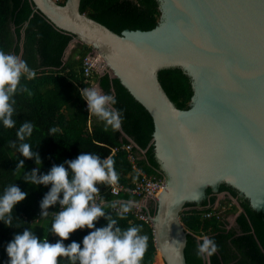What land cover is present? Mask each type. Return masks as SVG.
<instances>
[{
  "label": "water",
  "instance_id": "95a60500",
  "mask_svg": "<svg viewBox=\"0 0 264 264\" xmlns=\"http://www.w3.org/2000/svg\"><path fill=\"white\" fill-rule=\"evenodd\" d=\"M30 2L151 115L165 179L151 225L164 264H188L181 211L208 189L227 185L264 209V0Z\"/></svg>",
  "mask_w": 264,
  "mask_h": 264
},
{
  "label": "trees",
  "instance_id": "16d2710c",
  "mask_svg": "<svg viewBox=\"0 0 264 264\" xmlns=\"http://www.w3.org/2000/svg\"><path fill=\"white\" fill-rule=\"evenodd\" d=\"M72 37L47 21L38 11L32 10L30 0H0V50L19 56L36 72L34 79L21 80V86L27 87L31 95L28 92H18L15 97L13 119L16 126L6 129L0 123V195L6 187L14 184L28 193L26 199L15 206L11 225L0 221V264L8 262L6 246L12 241V236L17 232L23 233L32 225L39 230L40 240L45 237L53 244L58 241V237H53L51 232L57 204L48 209L50 214L46 218L40 217L37 222H28L36 212H41L40 202L51 186L32 185L23 179L25 173L37 169L35 160H24L16 148L11 147L14 141L17 146L20 143L16 132L23 122L34 125L32 136L26 138L25 142L31 145L33 153L37 152L41 159L38 175L47 174L53 165L59 166L65 164V161L76 159L81 152L92 153L101 159L111 156L119 176L117 184L129 187L140 176V172L133 167L127 150L118 149L114 153L110 151L111 147L130 143L131 140L134 143L132 153L135 155L136 166L148 174L164 176L154 156L153 145L150 144L153 138L151 115L107 72H94L93 75L98 81L99 89L116 99L117 103L113 107L123 114L121 128L116 131L109 128L106 131L99 120L88 124L90 116L85 109L87 103L79 93L88 87L82 74L81 61L92 49L77 42L69 57L64 60ZM52 127H57L59 131L49 136V129ZM20 160H24V169L15 171ZM65 167L67 168L66 164ZM99 188L98 195L106 203H112L110 186L99 185ZM117 198L129 200L132 196L128 192H119ZM233 198L236 199L237 206H228ZM221 206H224L223 210L220 209ZM104 210L117 219L118 226L122 229L131 225L142 227L141 234H146L149 239L141 264H154L158 259V252L151 223L138 219L133 213L120 219L112 208L105 207ZM220 210L219 218L215 214L204 216L207 212ZM143 213L154 215V200L149 201L148 208H144ZM236 213L237 227L234 228L228 225L226 217ZM180 218L187 231L188 264H264V209H252L234 188L221 184L217 192L208 189L201 203L188 202L184 205ZM106 226L104 218L95 224L96 228ZM89 231L86 228L77 230L64 241L65 246L75 241L82 247L83 238ZM205 236L216 242L218 250L210 257L199 258L196 254L197 244ZM60 264H67L66 259L62 258Z\"/></svg>",
  "mask_w": 264,
  "mask_h": 264
},
{
  "label": "clouds",
  "instance_id": "9594fccd",
  "mask_svg": "<svg viewBox=\"0 0 264 264\" xmlns=\"http://www.w3.org/2000/svg\"><path fill=\"white\" fill-rule=\"evenodd\" d=\"M36 72L19 56L0 50V123L6 129L16 126L13 119L18 92H31L21 86V80H32ZM80 97L86 101L89 116L97 118L107 131L119 130L122 125V111L113 106L116 99L103 94L98 88L85 87L80 90ZM34 131L31 122H23L16 132L20 141L11 147L23 156L24 160H35L37 169L25 173L23 179L32 185L51 186L40 202L41 217L46 218L48 209L60 205V211L53 213L51 232L58 237L56 243H50L44 237L40 240L31 229L15 235L6 246L7 264H60L66 259L67 264H141L148 248V236L142 233V227L131 225L126 229L118 226L117 219L105 212V207L117 210V216L124 219L133 207L132 201L112 202L101 200L97 203L100 192L99 185L113 186L118 183L119 176L115 170V161L111 156L101 159L92 153H80L74 160L65 161L59 166L53 165L47 174L38 175L41 159L37 152L33 153L31 145L26 143ZM59 129H49V136L55 135ZM24 160H20L15 171L24 169ZM28 193L14 185L4 189L0 195V221L11 225L12 212L17 204L24 201ZM62 195V199H61ZM107 221L106 227L96 228L99 219ZM88 229L82 247L73 241L65 246L64 241L77 230ZM183 247V243H180ZM218 250L213 239L207 236L197 244L196 254L199 258L210 257Z\"/></svg>",
  "mask_w": 264,
  "mask_h": 264
},
{
  "label": "built area",
  "instance_id": "2783aa9c",
  "mask_svg": "<svg viewBox=\"0 0 264 264\" xmlns=\"http://www.w3.org/2000/svg\"><path fill=\"white\" fill-rule=\"evenodd\" d=\"M103 68V62L100 58V56L92 51L91 53L86 54L81 61V69L82 74L85 78V81H87L91 75L94 72H99ZM85 109L87 110V104L85 106ZM134 143H122L120 145H116L111 147V153H114L118 149L121 150H127L128 151V157L133 162V167H135L138 172H140V176H138L137 179H134L132 181L131 186L124 187L121 185H113L109 188V193L113 196L112 202L120 201V202H126V201H132L133 207L131 211L128 213H133L138 219L145 220L146 222H149L152 224V216L153 215H146L143 213L144 208H148V203L150 200H156L158 196L160 195L161 191L164 187V176H157L154 174H148L144 172L140 167H137L135 164V155L132 153ZM119 192H128L132 196L129 200H123L120 198H117V195ZM62 199V198H61ZM101 200H103L99 195L97 196V203H99ZM144 200V201H142ZM147 202V203H146ZM221 210L224 209V206L220 207ZM115 213H117V210L112 209ZM221 210L218 212H207L205 213V217H210L212 215H216L217 218H219L221 214ZM60 211V205L57 203L56 206V212ZM41 217V212H36L34 217L30 219L28 222H37L39 218ZM53 237L55 235L52 234ZM44 238H42L43 240ZM53 243V242H51Z\"/></svg>",
  "mask_w": 264,
  "mask_h": 264
},
{
  "label": "crops",
  "instance_id": "0c3cea01",
  "mask_svg": "<svg viewBox=\"0 0 264 264\" xmlns=\"http://www.w3.org/2000/svg\"><path fill=\"white\" fill-rule=\"evenodd\" d=\"M71 44H72V42H71ZM75 47V45H73V47H71L69 50H66V52H65V54H64V57H63V59L64 60H66L68 57H69V55L71 54V52H72V49ZM98 74H102V73H99L98 72ZM87 83H88V87H95V88H98L99 89V87H98V81H97V79L93 76V74L91 75V77L87 80ZM84 89V88H83ZM100 90V89H99ZM101 91V90H100ZM103 94H105L103 91H101ZM95 121H97V119L95 118V117H91L90 116V120H89V123L88 124H91V123H94ZM128 139V138H127ZM130 141V143H132V141L131 140H129ZM142 153H143V150H142ZM137 156H138V153H137ZM239 212V211H238ZM238 213H236L233 217H234V224L232 223V222H230V219H227L228 217H226V219H227V222H228V225L229 226H232V227H234V228H236L237 227V225H236V223H235V216L237 215ZM159 259V258H158ZM158 259H157V261H158ZM156 260H155V262H154V264L157 262Z\"/></svg>",
  "mask_w": 264,
  "mask_h": 264
},
{
  "label": "rangeland",
  "instance_id": "374dc122",
  "mask_svg": "<svg viewBox=\"0 0 264 264\" xmlns=\"http://www.w3.org/2000/svg\"><path fill=\"white\" fill-rule=\"evenodd\" d=\"M71 42H72V44H71ZM71 42H70V44H69L67 50H69L71 47H73V45H76L78 41L75 40V39H73V40H71ZM66 53H67V52H66ZM97 73H98V72H97ZM93 76H94V75H93ZM142 201H144V200H142ZM146 203H147V202H146ZM228 206H237L236 199L233 198L232 200H230ZM236 208H237V207H236ZM227 219H230V222H232V223L234 224V217H233V216H229ZM29 229H31V230L33 231V233H34L35 236H37V237L39 236L40 232H39L38 229L35 228L34 225H32ZM18 234H22V233H19V232L15 233V234L12 236V240H13L14 236H15V235H18ZM163 264H164V263H163Z\"/></svg>",
  "mask_w": 264,
  "mask_h": 264
},
{
  "label": "bare ground",
  "instance_id": "6f19581e",
  "mask_svg": "<svg viewBox=\"0 0 264 264\" xmlns=\"http://www.w3.org/2000/svg\"><path fill=\"white\" fill-rule=\"evenodd\" d=\"M158 261L156 262V264H163V261H162V257H161V254L158 252Z\"/></svg>",
  "mask_w": 264,
  "mask_h": 264
}]
</instances>
